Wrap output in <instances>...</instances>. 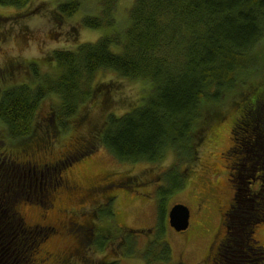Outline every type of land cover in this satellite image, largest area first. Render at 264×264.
Masks as SVG:
<instances>
[{
  "label": "trees",
  "instance_id": "1",
  "mask_svg": "<svg viewBox=\"0 0 264 264\" xmlns=\"http://www.w3.org/2000/svg\"><path fill=\"white\" fill-rule=\"evenodd\" d=\"M33 2L0 0L2 6L22 10L13 18L0 15V33L13 28L14 34L24 36L26 27L14 24L40 10L48 11L56 27L63 28L82 7V0L31 7ZM116 2L100 0L97 12L81 18L84 27L102 32L96 40L57 48L43 64L12 58L0 67V133L10 144L38 146L50 153L60 135L88 127L86 136L60 157H41L26 148L0 151V264H75L73 256L81 257L89 247L104 249L108 239L92 242L90 221L79 223L72 217L46 224L43 214L28 216L26 205L50 210L59 200L57 191L82 189L91 196L125 187L114 182L98 187V179H108L103 173L82 186L59 175L98 145L130 162L159 163L173 151L178 163L192 168L207 128L223 118L225 103L240 108L233 142L223 154L233 192L220 205V226L202 264H264V242L257 234L264 224V0H133L122 28H116ZM105 71L114 73L113 79L97 82L98 73ZM118 77L147 83L137 102L121 95L128 105L121 113L113 110L115 93L122 92ZM184 174L171 175L161 190L163 202L184 187ZM100 197L95 218L103 214L112 220L113 196ZM62 207L56 204L57 210ZM164 229L160 219L156 245L149 247L145 264L171 262L167 244L159 240ZM58 230L75 244L61 258L42 247ZM122 247L134 251L133 243Z\"/></svg>",
  "mask_w": 264,
  "mask_h": 264
},
{
  "label": "rangeland",
  "instance_id": "2",
  "mask_svg": "<svg viewBox=\"0 0 264 264\" xmlns=\"http://www.w3.org/2000/svg\"><path fill=\"white\" fill-rule=\"evenodd\" d=\"M55 1L57 0H34L31 7L41 2L50 4ZM132 3L133 0H117L114 7L116 28H122L126 25L128 9ZM99 6L100 0H82L80 12L69 18L63 28H57L48 11L41 12V10L33 13L27 20H23L22 24H14L20 29L22 26L26 27L27 33L24 36H21L19 31L14 34L13 28H6L0 33V36H3L2 39L0 38V67L12 58L23 59L26 62L37 60L43 64L42 59L57 48L72 47L78 42L96 40L102 32L84 27L81 18L85 14L97 12ZM20 12L22 10L16 7L0 5L1 16L13 18ZM74 27L77 28L76 31ZM113 74L107 71L104 74L100 72L96 76V81L113 79ZM119 80H122L118 87L122 92L120 95L115 93L118 101H116L113 110L121 113L128 107L125 102L122 103V96L125 100L137 102L144 94L147 83L141 80L116 78V81ZM0 83L4 84L3 81ZM224 105L226 106L222 111L223 118L213 122L207 128L205 142L198 152V161L192 168L186 167L184 161L178 163V156L173 151H168L165 158L159 163L130 162L118 160L103 145H98L87 156L61 171L59 175L67 176L68 180L79 182L82 186L90 179L89 177L103 173L115 184H124L126 188L124 186L114 187L112 190L108 188L105 190L106 193L94 192L91 196H88L82 189H73L71 192L57 191L54 194L59 197V200L55 202L58 207H62L61 204H63L62 208L64 209L57 210L56 204L54 207L51 206L50 210L26 205L27 215L37 218L39 213L43 214L48 217V219H44L46 224H50L52 220H57L59 224V222H66L72 217H75L79 223L90 221L92 224V242L96 239L100 241L103 238L108 239V244L104 249H100L99 246H91L83 253L82 256L87 261H84L82 256L74 255L72 261L75 264H91V261L96 264H114V262H116L115 264H145L144 257L149 247L156 245V232L158 230L155 228L159 225L160 219L165 229L162 231L159 240H164L167 244L166 247L170 250L171 262L169 263L202 264L220 226L222 216L220 205L233 192L228 181L230 169H228L229 166L225 160L227 155L225 153L223 156V154L233 142V128L236 118L240 115V108L234 110L233 105L228 103ZM48 106L44 108V111ZM99 110V106L93 109L96 116L98 113L100 114ZM87 128L69 130L60 135L54 141L52 150H49L50 153L39 151L38 146H19L17 142L10 144L9 140L0 133V151L10 149L15 152L26 148L28 153L41 157L44 155H48L44 157H60L66 150L72 148L77 140L86 136ZM173 173L179 175L185 173L184 187L170 195L168 194L167 200L163 202L161 190L166 188ZM243 183H245L243 184L245 187L246 182L243 181ZM104 194L113 196L112 209L115 216L112 220L107 219L108 216L103 214H100V220L94 216L102 205V197L100 196H104ZM53 197L52 195V202ZM177 203H183L190 209V225L185 232L176 231L169 223V211ZM28 219L33 221L32 218ZM112 223L124 229L123 232ZM107 227L110 231L105 230ZM103 230L105 231L103 232ZM58 233H60L59 230L47 238L42 247L52 250L61 258L71 253L75 244L72 237H62ZM113 233L120 238H115ZM257 234L264 242V224L258 228ZM122 236H126V240L122 239ZM132 243L134 251L132 253L128 250L127 253V248L124 247V249L122 246ZM130 249L132 250V248ZM47 262L46 264H48ZM51 264L57 263L52 262Z\"/></svg>",
  "mask_w": 264,
  "mask_h": 264
},
{
  "label": "water",
  "instance_id": "3",
  "mask_svg": "<svg viewBox=\"0 0 264 264\" xmlns=\"http://www.w3.org/2000/svg\"><path fill=\"white\" fill-rule=\"evenodd\" d=\"M170 225L176 231H185L190 225V209L183 203L173 205L169 211Z\"/></svg>",
  "mask_w": 264,
  "mask_h": 264
},
{
  "label": "flooded vegetation",
  "instance_id": "4",
  "mask_svg": "<svg viewBox=\"0 0 264 264\" xmlns=\"http://www.w3.org/2000/svg\"><path fill=\"white\" fill-rule=\"evenodd\" d=\"M101 177H103V174H102ZM103 178L98 179V187H100L101 185H102V187L105 186V185L108 186L110 183H113V181L111 179L110 180L109 179L108 180L105 179V180L102 181L101 179H103ZM149 231H151V230H149Z\"/></svg>",
  "mask_w": 264,
  "mask_h": 264
}]
</instances>
